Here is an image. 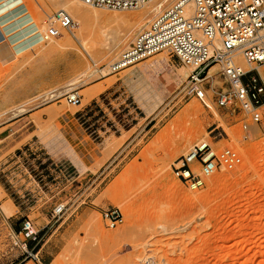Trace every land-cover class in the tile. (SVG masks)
Segmentation results:
<instances>
[{
  "label": "rangeland",
  "instance_id": "rangeland-1",
  "mask_svg": "<svg viewBox=\"0 0 264 264\" xmlns=\"http://www.w3.org/2000/svg\"><path fill=\"white\" fill-rule=\"evenodd\" d=\"M58 1L0 0V37L15 50L13 61H0V264L31 261L18 234L26 220L50 264H264V99L262 121L247 120L244 132L241 114L216 105L218 67L207 80L209 108L179 94L190 70L165 52L101 74L175 0L137 11L95 9L93 27L127 33L109 57L69 12L76 38L63 34L52 41L65 50L43 51L48 45L37 33L62 10ZM126 16L135 19L130 26L119 20ZM72 89L81 95L78 107L63 98ZM64 114L97 145L100 159L87 174L56 157L53 123ZM201 141L234 149L243 161L191 191L172 170ZM111 209L123 217L114 229L102 219Z\"/></svg>",
  "mask_w": 264,
  "mask_h": 264
},
{
  "label": "built area",
  "instance_id": "built-area-1",
  "mask_svg": "<svg viewBox=\"0 0 264 264\" xmlns=\"http://www.w3.org/2000/svg\"><path fill=\"white\" fill-rule=\"evenodd\" d=\"M75 1L93 9L128 12L137 11L156 0ZM74 28L75 22L67 12L55 11L38 38L42 43L51 42L63 34L73 38ZM162 52L175 57L190 70L179 92L183 98H194L209 108L208 73L217 66L222 87L216 94V105L241 114L244 132H248L250 123L258 125L262 121L260 109L264 82L257 67L264 65V0H175L135 36L111 65V73L135 66ZM236 53L252 66L251 70L243 72L235 65L233 56ZM253 72L256 75L250 76ZM246 77L249 79L245 80ZM63 98L71 107L81 105V95L76 89L64 93ZM242 161L234 149H216L201 141L176 160L172 171L184 186L197 191L204 187L208 178L218 172L236 170ZM102 219L109 229L123 222L116 209L104 211ZM18 234L24 239L22 251L26 261L40 264V232L26 220ZM28 244L32 245L30 249Z\"/></svg>",
  "mask_w": 264,
  "mask_h": 264
},
{
  "label": "crops",
  "instance_id": "crops-1",
  "mask_svg": "<svg viewBox=\"0 0 264 264\" xmlns=\"http://www.w3.org/2000/svg\"><path fill=\"white\" fill-rule=\"evenodd\" d=\"M0 61L11 62L15 56V50L9 42L0 37ZM54 128L57 130L53 145H56V157L61 166L68 165L78 173L87 174L89 169L100 159L95 153L96 144L90 139L81 125L74 121V117L64 114L56 118ZM60 151V152H59ZM44 246L38 251L40 264H50L49 256L43 252ZM43 252V253H42ZM24 264H36L27 261Z\"/></svg>",
  "mask_w": 264,
  "mask_h": 264
},
{
  "label": "bare ground",
  "instance_id": "bare-ground-1",
  "mask_svg": "<svg viewBox=\"0 0 264 264\" xmlns=\"http://www.w3.org/2000/svg\"><path fill=\"white\" fill-rule=\"evenodd\" d=\"M57 5L60 8L62 7V11H65L67 13L69 12L70 14L77 15L80 18V20L82 22V25H83L82 26V29L86 30L85 32H87V35H84L83 37H85V36L88 37L89 38V41L91 40L90 43L92 45L93 44H96L101 50H106L107 51V54H106L107 57H109L110 54H112L113 50L115 49V47H113V45L118 46V45H121L122 43H125V37H126V34L127 33L124 34L123 31H120L117 34H112V33L108 32V31L107 32L106 31L105 32L101 31L100 30V27H99V29H98V27H93L94 26L93 23H95V22L97 23L98 22V19H100L99 18L100 16H99L98 12L96 11L97 9L96 10L94 9V11H86V8H85L86 6L83 7L84 5H82L81 3L77 2V1L74 2L72 0H59L57 2ZM50 17L51 16H48L47 17V19H48L47 22H50ZM119 20H122L123 22H125L124 23V26H127V25L130 26L134 22L133 20H135V19L132 18V17L126 16V17H123V18H121ZM47 22H45V25H46ZM43 28L44 27H41L39 29V32L37 33V37H38V34H40V32H42ZM97 29H98V31L99 30L100 31L98 32ZM69 38H71V37H69ZM73 38H76V35L75 34H74V37ZM89 41L87 39L86 42H84V41L80 42L81 43V47H82V49L84 51H88L90 49V47H88V45H87V42H89ZM45 45H48V46H45ZM45 45H44L45 47H43V51L44 50L46 51L47 48H52V49H55V50H57V49L65 50L66 47H67V45L64 44V43H62V44L59 45V44L55 43L54 41H52V43H46ZM233 59H234L235 65L237 67H239L243 72H247V71H249V70L252 69V66L250 64H248L247 62H245V60L243 59V57H242V55L240 53H236L233 56ZM241 59L243 60V62H241ZM111 65H109V67L107 69H103V71H102L101 74L102 75L103 74L106 75V74L110 73L111 72V69H110L111 68ZM213 67H217V66H213ZM258 72H259L260 76L262 77V80L264 81V71L258 70ZM210 73H212V72H210ZM208 78H211L210 75H209V73H208ZM4 212H5V210H4Z\"/></svg>",
  "mask_w": 264,
  "mask_h": 264
}]
</instances>
